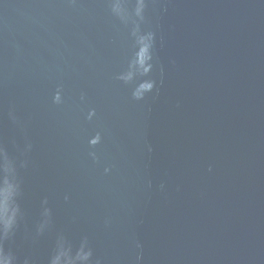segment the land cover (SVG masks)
<instances>
[{
  "label": "water",
  "instance_id": "1",
  "mask_svg": "<svg viewBox=\"0 0 264 264\" xmlns=\"http://www.w3.org/2000/svg\"><path fill=\"white\" fill-rule=\"evenodd\" d=\"M147 2L141 75L114 0H0L15 264H49L58 239L91 264H264V0Z\"/></svg>",
  "mask_w": 264,
  "mask_h": 264
},
{
  "label": "clouds",
  "instance_id": "2",
  "mask_svg": "<svg viewBox=\"0 0 264 264\" xmlns=\"http://www.w3.org/2000/svg\"><path fill=\"white\" fill-rule=\"evenodd\" d=\"M147 0H135L134 5L129 11L127 0H114L113 11L126 22H130L132 35L135 37V60L136 70L141 75L149 74L154 67L155 60V33L151 30L143 29L142 25L146 19ZM155 87V81L142 83L140 89L133 92V97L137 100L143 99L144 93L151 92ZM141 89L143 91H141ZM62 98L57 93L54 97V103H61ZM95 114L94 110L90 111ZM10 115H12L10 113ZM15 119L14 116H12ZM90 119V117H89ZM102 136L98 132L90 138L89 144L96 146L101 143ZM31 149V144L25 146L24 151ZM89 155L95 160L96 153ZM26 161H20L19 166H25ZM21 193V184L17 174V161L11 158L5 148L0 145V264H15V257L10 252L6 253L2 242L9 238L17 225L18 217L21 215V209L17 202ZM43 205H47L45 199ZM42 216L45 218L40 225V231H43L50 217V209L43 207ZM92 250H85L82 244L73 252L71 245H66L63 239H58L53 255L50 257L49 264H91ZM25 264L28 261L25 260Z\"/></svg>",
  "mask_w": 264,
  "mask_h": 264
}]
</instances>
